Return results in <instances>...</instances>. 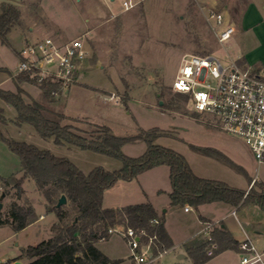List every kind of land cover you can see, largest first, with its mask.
<instances>
[{
  "label": "rangeland",
  "instance_id": "374dc122",
  "mask_svg": "<svg viewBox=\"0 0 264 264\" xmlns=\"http://www.w3.org/2000/svg\"><path fill=\"white\" fill-rule=\"evenodd\" d=\"M4 2L20 7L22 17L18 24L24 31L31 25L41 27L43 31L32 32L34 37L50 35L59 41L81 37L88 45L89 57L80 71L81 83L68 86L70 94H64L67 87L60 85L57 94H53L55 102L43 96L39 99L51 109L74 116L64 122L89 131L99 124H106L119 135L156 128L161 131L154 141L156 144L182 154L201 175L224 180L231 186L237 187L249 176L264 175V164H259L242 138L223 131L212 116L194 111L190 96L180 95L172 89L185 53H212L225 64L241 53L232 37L224 43L219 41L211 28L213 20L207 19L206 8L201 7L204 0H141L128 10L123 9L122 0H2L0 12ZM243 2L224 0L225 4H231L228 8L232 18L237 16ZM239 33L238 28L234 35ZM9 36L16 42L23 38L16 28ZM10 52L14 53V50L0 41V58ZM7 63L12 67L13 63ZM12 69L18 71L16 66ZM103 90H113L111 95L114 96L106 98L109 92ZM25 95L23 93L24 98ZM0 105L7 118L5 122L0 121V129L7 136L49 148L57 155L73 160L86 173L98 165L109 170L121 167L119 159L106 154L77 147H56L53 138L41 137L32 124L17 123L14 106L2 99ZM192 144L219 149L246 172L197 151ZM147 147L145 141L130 142L123 146V151L138 156ZM13 174L17 177L23 174L20 159L0 139V176ZM23 188L20 199L15 189L3 196L4 188H0V212L4 216L10 203L16 200L26 204L28 200L43 218L19 231L8 224L0 225V264H30V260L22 255L23 249L49 239L54 234V224L59 222L56 213L49 211L47 199L33 179H25ZM109 189L108 194L116 190ZM62 206L68 211L65 218L68 222L75 215L73 205L68 201ZM249 232L255 236L253 230ZM260 240L261 247L256 246L259 251H264V237L260 236ZM97 245L111 258H117L115 264H133L132 249L120 232L98 241ZM190 262H193L191 258L179 259L175 251L161 257L162 264Z\"/></svg>",
  "mask_w": 264,
  "mask_h": 264
},
{
  "label": "trees",
  "instance_id": "16d2710c",
  "mask_svg": "<svg viewBox=\"0 0 264 264\" xmlns=\"http://www.w3.org/2000/svg\"><path fill=\"white\" fill-rule=\"evenodd\" d=\"M22 12L14 3L4 2L0 12V40L8 43V33L13 26L21 22ZM17 79L37 84L42 89L43 97L50 102L55 100L53 91L60 90L58 81L46 78L38 82L28 74L21 73ZM24 91L17 92L0 87V98L17 110V122H28L34 126L43 138H53L59 146L77 147L106 154L122 162L120 168L107 170L95 166L90 172H84L76 163L65 156L53 153L48 148H41L26 141L16 140L0 130V139L20 159L22 176H0L3 194L16 190L17 198L24 194L25 179H33L39 190L45 195L50 212H55L59 222L54 224V234L37 245L23 249V256L30 264H115L98 246L103 235L110 236L108 229L118 224H125L137 230H145L155 236L153 249L156 254L174 246L165 227V216H159L152 202L130 204L121 208L103 206L104 192L119 181H130L140 173L159 165L170 167L172 205L189 204L198 208L204 203L223 201L233 206L258 205L264 209V183L255 181L249 190L229 185L219 179L205 178L197 175L186 158L176 150L156 144L160 135L158 129L143 130L138 133L118 135L107 125H97L89 131L64 120L71 119L63 112L47 107L41 101H26ZM186 95L185 93H179ZM0 119L5 120L0 107ZM145 141L147 150L139 156L124 153L126 143ZM203 154L227 162L238 171L246 170L217 148L192 144ZM65 194L71 202L75 215L68 221V211L64 206L57 207L58 199ZM39 218L35 206L26 201L21 204L16 200L10 203L7 213L0 212V225L8 224L15 231L22 230ZM154 219H158L155 222ZM148 240V237L145 238ZM212 243L217 245L214 255L232 248H240L230 231L212 222L208 235H201L186 243L189 255L195 264H202L214 255H208Z\"/></svg>",
  "mask_w": 264,
  "mask_h": 264
},
{
  "label": "built area",
  "instance_id": "2783aa9c",
  "mask_svg": "<svg viewBox=\"0 0 264 264\" xmlns=\"http://www.w3.org/2000/svg\"><path fill=\"white\" fill-rule=\"evenodd\" d=\"M141 0H122L123 9L135 7ZM208 18L220 42H227L235 27L225 15L211 9ZM18 72L42 82L46 78L68 87L79 81V71L89 57V49L81 37L59 41L45 35L27 41L20 49ZM172 89L188 94L194 111L212 116L223 131L242 138L259 164H264V64H242L231 58L228 64L212 54L185 53L175 74ZM57 91H53V94ZM186 210L190 207L186 205ZM158 222V219H154ZM121 227V230H118ZM120 232L132 249L133 264H161V253L153 249L155 236L122 224L112 226L108 234ZM148 237V240L145 238ZM107 238L103 235L101 240ZM212 243L208 255H214ZM243 264H264V251L245 239L240 242Z\"/></svg>",
  "mask_w": 264,
  "mask_h": 264
},
{
  "label": "crops",
  "instance_id": "0c3cea01",
  "mask_svg": "<svg viewBox=\"0 0 264 264\" xmlns=\"http://www.w3.org/2000/svg\"><path fill=\"white\" fill-rule=\"evenodd\" d=\"M1 1L2 0H0V4ZM204 1L205 2L203 3V5H201V7L206 8V13H205L206 16L208 15L211 9L220 11L219 8H222L223 10L221 12L225 15L226 21L231 23L235 27V32L233 33V35L237 32L238 28L240 29L239 35H234V36L232 35V39L236 41V43L239 45L241 49V53L238 54V56L233 59H236L242 64L247 63L256 66L264 64V0H244V2L237 11V16L235 18H232L230 15V9L228 7L231 4L230 5H228L229 3L225 4L224 0H204ZM14 28L20 30L21 32L23 38L20 42H16L13 38H10L9 36L12 32V29ZM211 28L215 31L213 26H211ZM12 29L8 33L7 44L10 46V48L14 50V53L10 52L6 56H4L3 59L0 58V87L14 92L18 91V88H22L24 94H26L25 95L26 101L28 102L32 100L40 101L39 99L43 96L42 89L39 86L33 83H29L27 81L18 82L17 77L20 74L17 70H13L12 67L15 66L18 67V63L21 58L20 49L23 47V45L27 41L38 39V37L33 36L32 32H34L35 30L37 31H43V30L39 26L31 25L29 26L28 31H24V29L19 24L13 26ZM215 35H216V31H215ZM7 62L13 63L12 67H9ZM84 66L85 65H83L81 69H83ZM80 71H79V81L77 82L79 84L81 83ZM89 86L92 87L91 85ZM93 88L95 87L93 86ZM103 91L106 93L109 92V96H106V98L108 97L111 98L112 96H114L111 95L113 94V90L112 91L103 90ZM70 92L71 89L67 87L64 91V94H70ZM55 101L57 100H54L53 102ZM5 103L7 102L5 101ZM0 107L4 109L2 105H0ZM66 115L71 118L74 117L68 114ZM17 116L18 113L16 115V118ZM84 118H88V117L85 116ZM6 119L7 118L5 117V120L0 119V121L5 122ZM92 122L99 124L94 121ZM99 125H106V124H99ZM56 147H63V149H65L68 146L57 145ZM58 149L60 150L62 148H58ZM192 169L197 175L205 178H210L208 176L201 175L193 167ZM255 181H261L264 183V175L263 176L256 175L254 177L249 176L248 180L243 181V183H239L240 185H238L237 188L249 190ZM112 189H116V190H114V192H112L111 194H108V191L110 189L106 190L104 193V198H103L104 207L121 208L130 204H137V203L150 201L153 203L159 216L162 215L165 216V227L170 237L172 238L174 246L166 251L160 252L161 253L159 259L160 263L163 254L167 252L169 253L171 251H175V255L179 259L187 260L188 258H191L193 261L190 263H180V264H195L194 259L189 255L187 251L186 243H188L190 240H192L197 236L208 235L209 227L212 222H215L221 225V227L226 228L228 231H230L232 236L239 242L247 239L255 246L257 244L259 248L261 247L260 236L264 237V209H262L258 205L233 206L223 201L204 203L200 205L198 208H195L189 204L172 205L170 198V193L172 191V183L170 179L169 166L159 165L151 169H148L140 173L136 178L130 181H123V180L119 181L112 187ZM186 205H189L190 207L188 210H186L185 208ZM41 218H43V214L39 215L38 219ZM250 230L254 231L255 236L252 237V235L249 232ZM111 259L116 260L117 258H111ZM241 259H242V251L240 248L238 249L229 248L212 256L202 264H243L241 262Z\"/></svg>",
  "mask_w": 264,
  "mask_h": 264
},
{
  "label": "water",
  "instance_id": "95a60500",
  "mask_svg": "<svg viewBox=\"0 0 264 264\" xmlns=\"http://www.w3.org/2000/svg\"><path fill=\"white\" fill-rule=\"evenodd\" d=\"M13 1H18V0H13ZM162 103V101H161ZM4 196V194H3ZM67 203V197L65 194L61 195L60 198L58 199V202H57V207H61L62 205L66 204ZM2 206V203L0 204V207Z\"/></svg>",
  "mask_w": 264,
  "mask_h": 264
}]
</instances>
